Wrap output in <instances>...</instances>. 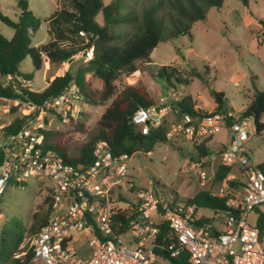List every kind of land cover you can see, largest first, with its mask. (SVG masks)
I'll list each match as a JSON object with an SVG mask.
<instances>
[{"label": "built area", "instance_id": "1", "mask_svg": "<svg viewBox=\"0 0 264 264\" xmlns=\"http://www.w3.org/2000/svg\"><path fill=\"white\" fill-rule=\"evenodd\" d=\"M92 54L93 49L86 53L87 60ZM170 92L172 102L182 100L176 90ZM80 100L79 89L72 84L62 95L32 107L74 117ZM169 112L175 115L169 139L182 138L199 145L220 130H228L229 142L217 158L219 165L232 168V174L214 192L226 198L225 209H199L164 194L153 183L147 188L130 184L128 190L135 189L136 199L128 202L117 191L124 186L131 156L116 155L107 142L99 141L92 162L81 169L45 145L43 123L27 120L19 130L3 135L0 198L11 184L20 188L33 178L51 181L47 185L48 219L41 229L26 234V250L34 254L29 264H155L161 259L156 249L167 250L173 257L186 253L189 264H264V237L259 227L264 219V171L251 161L246 148L256 132L253 119L229 110L227 116L193 115L173 110L161 98L159 106L137 110L133 121L148 133L151 127L161 126ZM201 165L197 162L192 167L200 170ZM199 175L203 183L215 177L204 170ZM236 179L242 185L230 187L228 181ZM202 209L213 215L201 214ZM118 214L128 218L126 225ZM250 214L256 217L254 224L248 221ZM203 217L214 221L203 222ZM165 222L168 230L164 242L159 243ZM214 223H220L222 229ZM74 243H80L82 250L77 251Z\"/></svg>", "mask_w": 264, "mask_h": 264}, {"label": "rangeland", "instance_id": "2", "mask_svg": "<svg viewBox=\"0 0 264 264\" xmlns=\"http://www.w3.org/2000/svg\"><path fill=\"white\" fill-rule=\"evenodd\" d=\"M30 9L36 16L48 17L59 7L69 8V0H28ZM110 0H105V3ZM2 12L18 20L21 14L19 0H0ZM100 20V18H99ZM261 20H264V0H253L248 6L239 0H226L221 8L210 9L207 18L203 22L193 25L191 35L181 36L174 40L161 42L151 53L152 65L144 73H138L126 78L119 83L136 84L138 81L144 84L150 93L156 106L160 99L164 98L173 109L176 102H172L171 92L176 90L182 97H191L199 107L207 111H213L216 107L213 90L224 94V103L230 111L240 114L248 104L249 99L255 94L253 78L259 90H264V30ZM116 31L131 35L132 26H124ZM0 33L7 38H12L14 29L0 20ZM50 39L43 23L40 28L32 33V45L38 46ZM71 64L65 62L60 65L43 64L42 69L36 71L31 56L19 65V70L27 75L33 74L31 81L22 77L11 79L0 75V85L7 86L10 82L19 88L27 86L35 92L43 91L49 82L57 75H63L67 70L75 71L87 59L83 55L75 57ZM169 67L166 70L163 67ZM177 68L182 74L190 77L188 84L177 81L176 75L170 68ZM198 74L195 75L194 73ZM194 74V75H192ZM142 76V77H141ZM94 87H99L101 82L91 74L87 75ZM89 106L78 102L79 111L73 117L84 123V130H79L73 125L67 116L51 110L33 109L29 103H20L0 97V145L5 141L1 130L16 118L32 115V120L43 123L47 130L57 132L58 140L68 147L70 155H73L82 143L98 127V122L104 110L110 105ZM58 114L60 116H58ZM28 120V121H29ZM175 120L174 112H169L165 122L167 126ZM264 122V115L261 119ZM47 122V123H46ZM230 135L226 128L212 136L209 143L210 154L198 155L196 144L186 139H169L167 143L157 144L151 152L139 151L128 161V172L124 178V186L117 191L128 202H134L136 196L134 190L129 191L130 184L135 188H147L151 183L164 194L174 195L180 202H187L199 191L217 190L218 184L214 178L203 183L199 171L204 170L210 175L216 173L219 160L217 152L229 142ZM251 161L256 165L264 164V130L255 132L246 144ZM213 152V154H211ZM215 152V154H214ZM201 162V169L193 168L192 164ZM238 175V172H234ZM49 179H30L24 187L9 185L0 198V239L4 238L13 254H18L28 248L25 231L34 224V214L46 212L48 200ZM203 215H213L208 210H201ZM218 212L216 213V215ZM255 215H249V223L254 224ZM208 222L214 219L208 218ZM219 221V219L217 218ZM216 221V219H215ZM218 229H222L220 223H214ZM25 235V236H24ZM20 236H24L17 240ZM23 245L24 248H23ZM77 251H81L80 243L73 244ZM155 264H170L168 260L159 259Z\"/></svg>", "mask_w": 264, "mask_h": 264}, {"label": "trees", "instance_id": "3", "mask_svg": "<svg viewBox=\"0 0 264 264\" xmlns=\"http://www.w3.org/2000/svg\"><path fill=\"white\" fill-rule=\"evenodd\" d=\"M225 1L110 0L105 3V0H69V8L59 7L50 16L39 17L30 9L28 0H19L21 14L18 20L5 15L0 8V20L14 29L12 38H7L0 33L1 76L11 79L22 77L26 81H31L33 74L27 75L19 70V65L27 56H31L34 69L38 71L42 69L45 62L51 66L60 65L93 49L91 59L85 61L75 71L67 70L63 75L55 76L43 91L35 92L27 86L19 88L20 83L15 85L10 82L7 86L0 85V97L42 106L47 99L62 95L68 87L75 84L81 94V102L85 105L105 106L111 101L100 117L96 132L90 135L73 155L69 154L67 146L60 143L57 132L41 130L45 136V145L57 151L65 161L73 164L91 163L94 148L99 141L107 142L116 155L133 156L139 151L151 152L157 144L167 143L169 127L164 121L161 126L151 127L148 133H144L142 128L134 123L133 117L140 108L151 109L156 106V103L141 82L123 84L120 88L119 83L138 74L137 71L144 73L149 70L152 65L151 53L161 42L191 35L193 25L205 21L209 10L221 8ZM239 1L248 6L253 0ZM43 23L46 25L50 39L44 44L33 46L32 33L36 32ZM260 23L264 30V20ZM124 26L133 27L131 35L126 36L116 31ZM83 59H87V56ZM73 63L74 61L71 64ZM168 68L163 67L166 71ZM170 68L179 83L190 82V77H183L177 68ZM89 74L101 82L99 87H94L92 81L87 78ZM253 79L255 94L252 99H249L247 107L240 115L252 118L256 132L261 133L264 130V122L261 121L264 115V90H259L255 82L256 78ZM211 94L216 103L213 111L209 112L196 107L192 98L186 96L173 105V110L200 116L215 113L227 116L229 109L224 103V94L215 90ZM67 117L79 130H84L83 122L74 119L70 114ZM31 118V114L16 118L1 130L4 135L11 134L19 130ZM211 139L208 138L201 144H196L199 157L202 154H210ZM259 167L264 171V164ZM230 174H232V168L218 165L214 182L219 187ZM228 184L232 188L242 185L239 179L229 180ZM48 200L50 201L49 195ZM225 202L226 198H219L211 191H199L187 201L199 209L215 211L224 210ZM45 211L42 214H34L35 222L25 233H34L42 228L50 213L49 208ZM118 218L125 225L128 222V218L124 215L118 214ZM202 221L208 220L203 217ZM259 227L264 237V219H261ZM167 230L168 225L165 222L162 224L159 243L164 242ZM24 236L19 237L16 246ZM24 252L26 253L16 257ZM156 252L170 264H189L186 253L173 257L164 249H156ZM33 255L32 250H22L18 254H13L8 242L4 238L0 239V264H29Z\"/></svg>", "mask_w": 264, "mask_h": 264}, {"label": "water", "instance_id": "4", "mask_svg": "<svg viewBox=\"0 0 264 264\" xmlns=\"http://www.w3.org/2000/svg\"><path fill=\"white\" fill-rule=\"evenodd\" d=\"M84 56H86V52L83 53V57H84ZM73 60H74V59H71V60H69V62L71 63ZM226 110H227V109H226ZM221 152H222V151L218 152V154H220ZM78 167L81 168V169H84V168H85V166H84L83 164H79Z\"/></svg>", "mask_w": 264, "mask_h": 264}, {"label": "crops", "instance_id": "5", "mask_svg": "<svg viewBox=\"0 0 264 264\" xmlns=\"http://www.w3.org/2000/svg\"><path fill=\"white\" fill-rule=\"evenodd\" d=\"M75 59H76V58H74V60H73L74 62L76 61ZM73 61H72V62H73ZM72 62H71V63H72ZM137 72L140 74L139 71H137ZM135 73H136V72H135ZM141 77H142V76H141ZM192 100H193V99H192ZM193 102H194V100H193ZM194 103L196 104V107H199V106L197 105L196 102H194ZM200 108H201V107H200ZM223 147H224V146H223ZM223 147H222V148H223ZM222 148H221V149H222ZM221 149H220V150H221ZM220 150H219L218 152H220ZM218 152H217V153H218ZM202 210H203V209H202ZM204 210H206V209H204Z\"/></svg>", "mask_w": 264, "mask_h": 264}]
</instances>
